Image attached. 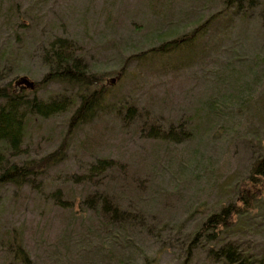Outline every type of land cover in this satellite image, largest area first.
Instances as JSON below:
<instances>
[{
    "label": "rangeland",
    "instance_id": "1",
    "mask_svg": "<svg viewBox=\"0 0 264 264\" xmlns=\"http://www.w3.org/2000/svg\"><path fill=\"white\" fill-rule=\"evenodd\" d=\"M235 3L0 0L1 77L39 82L48 71L43 50L59 38L73 40L91 72L103 76L96 86L104 92L101 106L67 138L63 162L22 191L0 188V234L23 229L33 264H85L91 258L80 252L85 234L95 230L89 207L95 200L84 203L91 195L145 209L146 219L130 235L157 264H220L209 258L206 242L189 261L188 238L222 206L242 205V193L255 208L234 216L221 240L264 264V187L247 183L264 155V0H245L239 8ZM173 40L177 49L169 45L164 54H147ZM62 94L85 93L50 83L37 96L50 101ZM128 106L136 116L124 119ZM151 124L186 127L193 136L158 144L143 130ZM67 129L64 117L31 123L30 157L53 153ZM104 158L119 161L127 174L111 171L106 185L85 191L76 177ZM55 190L77 197L72 211L58 210ZM118 249L120 259L142 263L136 251ZM8 261L0 248V264Z\"/></svg>",
    "mask_w": 264,
    "mask_h": 264
},
{
    "label": "trees",
    "instance_id": "2",
    "mask_svg": "<svg viewBox=\"0 0 264 264\" xmlns=\"http://www.w3.org/2000/svg\"><path fill=\"white\" fill-rule=\"evenodd\" d=\"M228 1L231 3L230 7H233L237 2V8H239V2L245 0ZM169 45H171V49L167 48ZM177 45L175 40L162 43L158 48L148 50L147 54H164L169 49H177ZM43 52V63L48 71L39 82L34 84V90L16 86V78L4 79L1 77L0 69V188L14 186L17 191H22L23 187L33 184L47 169L63 162L67 152V138L78 126L85 125L94 118L93 115L101 106V101L104 98L102 88L96 87L103 83V76L91 72L87 61L78 51L73 40L65 38L51 40ZM5 59L3 58V60ZM50 83L78 88L85 94L72 97L62 94L50 101H44L37 96V93L39 89L50 85ZM135 111L134 106H128L124 119L130 116L135 117ZM55 117H64L68 128L61 144L53 153L44 155L42 158L30 157L27 151L30 124L34 121H48ZM180 127L165 129L159 127L158 124H151L149 128L144 127L143 130L150 141L170 145L182 143L186 138L190 139L193 136L186 127L184 131H179ZM115 170L125 175L128 172L125 166L117 160L98 159L95 164L89 166L86 173L76 177V183L86 185L85 191L93 189L94 186L103 187L106 185V179L110 172ZM249 174L248 184L264 187V155L254 162ZM52 195L59 211L67 212L75 208L77 197L70 196L65 190H55ZM240 197L242 205L231 201V203L222 206L219 211L210 214L200 229L191 234L188 238L189 247L186 253L189 261L194 257L193 250L200 248V242H206L211 245L208 252L209 258L213 257L217 263H257V261H252V257L242 254L236 245L224 243L223 239L221 240L222 234L232 226L236 216L243 215L248 211L247 209L255 208L254 202L251 203L244 193L240 194ZM257 199L259 198H255L254 201ZM90 201H93L94 205L91 206ZM84 203L90 204L89 207L94 212L92 215L95 216L96 223L95 230H90L84 236L87 242L81 246L80 252L89 253L91 260L88 257L87 261L83 263H93L100 259L99 264H129L130 261L117 256L120 247L136 251L142 259L141 264H157L156 258L147 256L141 246L136 242L132 243L131 229L133 230L138 224L144 222L147 216V212L142 206L132 203L130 208H125L122 202L118 203L115 198L102 197L98 199L95 195H91ZM220 243H223L222 246L215 247ZM0 246L2 251L9 256L8 263L33 264L30 254L24 246L23 229L15 227L11 230L4 229L0 234ZM77 256L79 257L80 254ZM102 256L104 257L102 258ZM74 260L80 262L77 257Z\"/></svg>",
    "mask_w": 264,
    "mask_h": 264
},
{
    "label": "water",
    "instance_id": "3",
    "mask_svg": "<svg viewBox=\"0 0 264 264\" xmlns=\"http://www.w3.org/2000/svg\"><path fill=\"white\" fill-rule=\"evenodd\" d=\"M21 85L26 86L30 90H33L35 88L34 83L26 78H21L17 81L16 86H21Z\"/></svg>",
    "mask_w": 264,
    "mask_h": 264
}]
</instances>
